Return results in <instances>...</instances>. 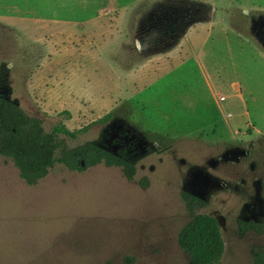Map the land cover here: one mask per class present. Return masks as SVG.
I'll return each mask as SVG.
<instances>
[{"label": "rangeland", "instance_id": "374dc122", "mask_svg": "<svg viewBox=\"0 0 264 264\" xmlns=\"http://www.w3.org/2000/svg\"><path fill=\"white\" fill-rule=\"evenodd\" d=\"M164 8L179 11L177 34L144 51L138 41L166 20ZM262 22L264 0H0V71L7 66L11 100L47 131L88 127L69 147L114 123L146 146L132 159V180L104 164L80 173L56 166L27 186L0 156V264H190L178 238L198 215L219 225L218 264H257ZM194 174L208 187L188 188ZM182 192L206 206L190 213ZM238 222L260 232L241 233Z\"/></svg>", "mask_w": 264, "mask_h": 264}, {"label": "trees", "instance_id": "16d2710c", "mask_svg": "<svg viewBox=\"0 0 264 264\" xmlns=\"http://www.w3.org/2000/svg\"><path fill=\"white\" fill-rule=\"evenodd\" d=\"M161 12L166 20L161 26L145 30L144 37L138 41L144 51L148 48L160 49L177 34L175 29L183 21L182 18L180 20L179 11L175 9L164 8ZM187 13L188 9L183 13L184 18ZM6 76L7 66H4L0 71V156L11 161L27 186L36 185L56 166L80 173L88 167L104 164L121 168L126 179L132 180L136 172L134 162L122 153L115 155L103 147L104 131L95 141L69 147L66 140H76L88 127L70 131L63 123H57L47 131L43 120L26 115L19 104L11 100ZM63 114L66 120L70 119L69 114ZM110 117L108 114L95 124L104 126ZM165 151L156 150L154 153L160 155ZM182 200L190 213L205 206L203 201L186 193H182ZM245 229L260 232L258 225H245L242 231ZM178 244L190 264H218L223 255L219 225L215 219L205 215L193 217L181 231ZM263 261L264 256L257 253L256 263L263 264Z\"/></svg>", "mask_w": 264, "mask_h": 264}, {"label": "flooded vegetation", "instance_id": "af4514ba", "mask_svg": "<svg viewBox=\"0 0 264 264\" xmlns=\"http://www.w3.org/2000/svg\"><path fill=\"white\" fill-rule=\"evenodd\" d=\"M262 26L264 27V22H262ZM262 40L263 39H261V42ZM103 129H104L103 131L105 135L102 138L103 147L109 152H112L115 155H118V153H122L123 155L127 156L131 161L136 155L138 154L143 155L146 152V149H145L146 146H145V143L142 142V139L134 135L124 125H117L114 123L111 126H109V128L105 129L104 127ZM237 154H238L237 152H230L225 155V158L227 160L234 161V160H237L238 158ZM206 187H208V180L204 176H201L199 174H194L190 182L188 183V188H190L192 191L202 190ZM182 193L189 194L193 198L203 201L193 192H190V193L182 192ZM205 206H206V203H205ZM245 225H255V224H247L244 222H238V227L241 233H245L248 231H254L253 229H245L244 231H242Z\"/></svg>", "mask_w": 264, "mask_h": 264}, {"label": "crops", "instance_id": "0c3cea01", "mask_svg": "<svg viewBox=\"0 0 264 264\" xmlns=\"http://www.w3.org/2000/svg\"><path fill=\"white\" fill-rule=\"evenodd\" d=\"M87 23V22H86ZM86 23L84 25H86Z\"/></svg>", "mask_w": 264, "mask_h": 264}, {"label": "built area", "instance_id": "2783aa9c", "mask_svg": "<svg viewBox=\"0 0 264 264\" xmlns=\"http://www.w3.org/2000/svg\"><path fill=\"white\" fill-rule=\"evenodd\" d=\"M230 116V115H229Z\"/></svg>", "mask_w": 264, "mask_h": 264}]
</instances>
